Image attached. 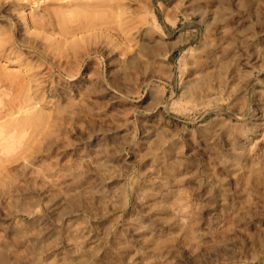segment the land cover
<instances>
[{"label": "rangeland", "instance_id": "1", "mask_svg": "<svg viewBox=\"0 0 264 264\" xmlns=\"http://www.w3.org/2000/svg\"><path fill=\"white\" fill-rule=\"evenodd\" d=\"M0 99V264H264V0H0Z\"/></svg>", "mask_w": 264, "mask_h": 264}, {"label": "bare ground", "instance_id": "2", "mask_svg": "<svg viewBox=\"0 0 264 264\" xmlns=\"http://www.w3.org/2000/svg\"><path fill=\"white\" fill-rule=\"evenodd\" d=\"M34 2V1H33ZM167 8V7H166ZM26 16V15H25ZM25 18V17H24ZM168 18V17H167ZM171 18V17H169ZM70 30H72L71 27H69ZM74 28V27H73ZM75 30V29H74ZM76 31V30H75ZM168 33V32H167ZM164 35V34H163ZM166 37V36H165ZM163 39V38H162ZM167 40V39H166ZM166 43V42H165ZM164 43V46L167 45ZM172 43V42H171ZM179 43V42H177ZM176 43V44H177ZM161 44V43H160ZM173 44V43H172ZM171 44V45H172ZM159 45V44H158ZM174 46V44L172 45ZM169 47V46H168ZM162 49V48H161ZM167 49V48H166ZM170 49V48H169ZM172 51V49H171ZM210 58V57H209ZM197 63V62H196ZM208 67V66H207ZM205 68V67H204ZM210 69V68H209ZM205 71V69H204ZM208 71V70H207ZM198 72V71H197ZM207 73V72H206ZM204 75V74H203ZM199 79V78H198ZM201 80V79H199ZM206 81V80H205ZM2 100V99H0ZM3 101V100H2ZM1 102V101H0ZM3 104V105H2ZM11 104V103H10ZM24 104V103H23ZM21 105V104H20ZM28 106V105H27ZM21 106H19L20 108ZM11 109V108H10ZM5 110V104L4 103H0V160H2L5 163H12L13 166V170L17 168V165L14 163L15 160L17 159V157L19 154L15 155L13 158H15V160H11L9 158V155L12 154L17 151V148L19 147V139H20V133L22 135V132H29V127L28 126H32L34 124V122L38 119H41V122L45 121V119L43 120V115L40 112L36 113H32V111L30 113H26L23 115H26L25 117H19L18 114L17 116L13 113V117L7 118L9 115L8 114H3ZM12 111V110H11ZM14 111V110H13ZM28 111V110H27ZM39 111V110H38ZM18 112V111H17ZM26 112V111H25ZM15 115V116H14ZM46 117V116H45ZM47 120V119H46ZM40 122V121H38ZM39 124H42V123ZM37 123V122H36ZM35 123V125H36ZM38 126V125H37ZM27 127V128H26ZM39 127V126H38ZM31 129V128H30ZM36 130V128H34ZM29 130V131H28ZM34 132V130H33ZM29 134V133H28ZM25 136V135H24ZM22 138V137H21ZM19 149V148H18ZM20 158V157H19ZM18 158V159H19ZM29 159V158H28ZM20 161V160H17ZM16 161V162H17ZM28 161V160H27ZM29 162V161H28ZM1 163V162H0ZM14 163V165H13ZM4 164V163H3ZM2 165V164H1ZM5 165V164H4ZM4 165H2V167H4ZM6 166V165H5ZM11 167V166H10ZM12 168V167H11ZM10 168V169H11ZM3 170V169H2ZM9 170V169H8ZM4 172V171H3ZM15 172V171H14ZM17 172V171H16ZM9 175V174H8ZM16 175V174H15ZM19 176V175H18ZM11 177V176H10ZM13 177V176H12ZM11 189V188H10ZM9 189V190H10ZM8 193V192H6ZM5 195V194H4ZM11 196V195H10ZM13 196V195H12Z\"/></svg>", "mask_w": 264, "mask_h": 264}]
</instances>
